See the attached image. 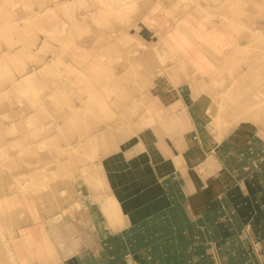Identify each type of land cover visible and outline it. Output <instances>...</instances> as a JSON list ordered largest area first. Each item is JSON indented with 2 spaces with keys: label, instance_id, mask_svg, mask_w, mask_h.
I'll return each instance as SVG.
<instances>
[{
  "label": "rangeland",
  "instance_id": "rangeland-1",
  "mask_svg": "<svg viewBox=\"0 0 264 264\" xmlns=\"http://www.w3.org/2000/svg\"><path fill=\"white\" fill-rule=\"evenodd\" d=\"M10 1L0 0L5 22L31 9L9 7ZM42 2L41 8L53 5L42 13L50 29L16 18L0 31L2 46L23 48L9 59L16 77L31 75L17 89L15 106L34 118L13 152L0 151V264H38L24 261L34 254L32 230L25 228L38 212L80 208L84 194L104 191L102 159L151 126L153 102L177 73L182 56L169 41L177 27L216 66L201 121L208 117L207 132L217 134L207 137L218 143L239 122L264 130V0ZM21 23L46 37L16 32L12 26ZM194 35L209 39L206 46ZM7 76L0 70V79ZM12 136L18 133L6 135ZM109 199H102L103 209ZM105 214L113 220L117 212Z\"/></svg>",
  "mask_w": 264,
  "mask_h": 264
},
{
  "label": "crops",
  "instance_id": "crops-1",
  "mask_svg": "<svg viewBox=\"0 0 264 264\" xmlns=\"http://www.w3.org/2000/svg\"><path fill=\"white\" fill-rule=\"evenodd\" d=\"M42 4V0L40 5L34 0H12L7 5L30 6L16 18L35 22L38 29H50L42 13L53 5L44 3L41 8ZM4 17L0 15L1 32L3 23L9 28L19 20L13 15L5 22ZM12 27L16 32L37 34V28L22 23ZM177 29L169 34V41L182 58L174 78L166 79L167 87L153 102L151 126L119 143L102 159L104 191L84 194L80 208L63 209L51 216L38 212L33 227L25 228L32 230L29 246L34 254L25 255L28 259L24 257V261L264 264V130L257 128L245 136L233 130L210 147L214 140L207 134L217 133L207 132L208 117L201 121V116L207 112L205 96L210 99L207 93L212 90L216 66L207 52ZM36 36L46 37L40 32ZM196 39L205 46L209 41ZM2 45L0 42V70H6L8 76L0 79V151L10 152L34 120L32 112L15 106L17 89L24 90L31 75L20 79L9 65V59L23 48ZM63 122L54 123L51 138ZM14 132L16 138L6 137ZM107 197L115 198L119 205L113 220L102 207L101 201Z\"/></svg>",
  "mask_w": 264,
  "mask_h": 264
},
{
  "label": "bare ground",
  "instance_id": "bare-ground-1",
  "mask_svg": "<svg viewBox=\"0 0 264 264\" xmlns=\"http://www.w3.org/2000/svg\"><path fill=\"white\" fill-rule=\"evenodd\" d=\"M253 101V104H256L255 102L256 101H254V100H252ZM252 101L250 102V104L252 103ZM252 105V104H251ZM257 105V104H256ZM244 106V105H243ZM247 106V105H246ZM245 106V107H246ZM264 107V106H263ZM244 107H243V111H244ZM246 109H247V107H246ZM240 110H242V108H240ZM248 110V109H247ZM246 110V111H247ZM238 111H239V109H238ZM243 111H239V112H243ZM259 111V110H258ZM238 112V113H239ZM260 112V111H259ZM251 113V112H250ZM255 113V112H254ZM262 113V112H261ZM246 116V115H245ZM250 116V115H249ZM251 117V116H250ZM243 118V117H242ZM239 124L240 125H238V129H237V131H242L243 133V135L245 136V135H247V134H250L252 131H254L255 129L252 127V129L250 128V126L249 125H246V122H239ZM213 125V124H212ZM210 127H211V125H210ZM225 127V126H224ZM248 129H247V128ZM212 128H214V126L212 127ZM249 128H250V130H249ZM208 129L210 130V128H209V126H208ZM218 129V128H217ZM223 129V128H222ZM226 131V130H225ZM235 134V133H234ZM221 136H219V138H220ZM242 137V136H241ZM208 138V137H207ZM222 138H223V136H222ZM238 139V138H237ZM218 141V140H217ZM214 145H216V142H212V144H210V147H212V146H214ZM209 147V146H208ZM110 200V202H109V205H105V213H111V212H113V211H115L116 210V212L117 213H119L118 211H119V205H118V202H116V199L115 198H110L109 199ZM119 215V214H118Z\"/></svg>",
  "mask_w": 264,
  "mask_h": 264
}]
</instances>
